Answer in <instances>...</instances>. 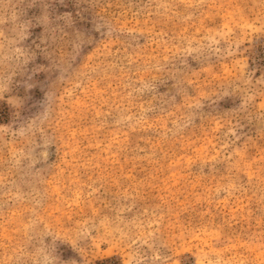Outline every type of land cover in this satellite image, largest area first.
Instances as JSON below:
<instances>
[{"label": "rangeland", "instance_id": "rangeland-1", "mask_svg": "<svg viewBox=\"0 0 264 264\" xmlns=\"http://www.w3.org/2000/svg\"><path fill=\"white\" fill-rule=\"evenodd\" d=\"M0 264H264V0H0Z\"/></svg>", "mask_w": 264, "mask_h": 264}]
</instances>
